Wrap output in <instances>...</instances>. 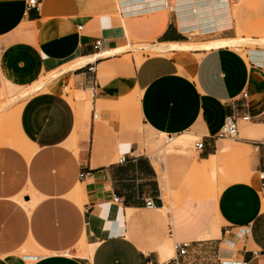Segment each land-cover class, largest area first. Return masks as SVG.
<instances>
[{"label": "crops", "instance_id": "1", "mask_svg": "<svg viewBox=\"0 0 264 264\" xmlns=\"http://www.w3.org/2000/svg\"><path fill=\"white\" fill-rule=\"evenodd\" d=\"M28 1L0 0V264H264V0ZM124 38L141 53L110 55ZM186 170L220 186L174 196Z\"/></svg>", "mask_w": 264, "mask_h": 264}, {"label": "rangeland", "instance_id": "2", "mask_svg": "<svg viewBox=\"0 0 264 264\" xmlns=\"http://www.w3.org/2000/svg\"><path fill=\"white\" fill-rule=\"evenodd\" d=\"M231 1H232V3H230V6H231L232 10L234 11L236 8H238L241 5V3L244 0H242L237 5H234L235 2L233 0H231ZM167 11H169V10H167ZM193 39H194V37H193ZM142 48H143L142 46H138V45H136L135 47H130L128 40H126L124 38V39H122V40H120L118 42L116 50L113 51V52H110V55H112V54L120 55L123 52L129 51V50L134 51L135 54L136 53H141ZM131 54H133V52ZM102 55H104V54L96 56V58L100 57ZM126 55H128V54H126ZM144 57H146V56H144ZM124 58L128 59L127 57H124ZM83 61H85V60L78 59V61L71 63V66H68V65H65V64H57V62H55L53 60H51V63L47 64V62L45 61V69H44L45 75H44V77H42L40 79V81L38 83H35L34 85H32V87L29 89L30 90L29 91L30 94L35 92V91H38V90L42 89L45 84L50 83L51 81L56 79L60 75V73L65 72L68 69V67L75 68V67L81 66L82 63H84ZM0 86H1V84H0ZM68 87H70V84L68 85ZM70 89H72V88H70ZM70 89H66L65 92H64L65 95L66 94L69 95L68 101H71L72 99H74L75 101H78L77 92L73 93ZM19 96L21 97V96H23V94H19ZM0 97L1 98H5V96L1 95V94H0ZM90 97H91V94L90 93L88 94V93L85 92V95L82 97V100H80V102H90ZM14 98L15 97H13V95H10L7 99L3 100V102L0 99V105H1L0 111L4 107H9V106L14 105L15 104ZM90 113H91V111H90ZM13 127H14L13 126V122H12L11 119H9L8 124H6V127L3 128V129L4 130L8 129L9 131H11L13 129ZM150 134L151 133H149V132H145L144 139H146L148 136H151V135L157 138L156 134H151V135ZM162 140H164V142H165L167 140V137L164 136ZM199 140L200 139H194V138L185 139L184 138V140H183L184 143H185L184 146H187L188 150L185 151V153H180V152H177V151L173 152V153H179V154H183V155L192 157V156H194V153H195V151L193 149L194 143L199 141ZM170 144L171 143L169 142L167 145L163 146V148H161L159 150V152H158V154H159L158 158L159 159H162L164 153L168 151V148H169ZM176 144L177 145H181L180 142H176ZM140 146H141V148H143L142 147V143L140 144ZM141 148H140V150H141ZM141 153L144 154L148 159H150V161H151V163L153 165L152 159L150 158V156L148 155V152L144 148L142 149ZM197 156H198V154H197ZM219 186H220V183L218 182V180L217 181H212L209 175L205 176V177H202V176H199V175L193 173L190 170H186L184 172L174 171V172H172L171 177H170V191L172 192V194L174 196L183 195V194L188 193L189 191H195V190L199 191L200 189L204 190V192L205 191L211 192L212 189H214V190L216 189L217 190ZM90 245H93V244L92 243H88L86 241V239H84L82 241V243L80 244L79 248H87V246H90ZM170 249H171V251H170V253L168 255V258L172 257V251H174L173 250V245H170Z\"/></svg>", "mask_w": 264, "mask_h": 264}, {"label": "built area", "instance_id": "3", "mask_svg": "<svg viewBox=\"0 0 264 264\" xmlns=\"http://www.w3.org/2000/svg\"><path fill=\"white\" fill-rule=\"evenodd\" d=\"M37 0H29L28 1V7L32 8L35 6ZM170 0H165L164 6L167 7L168 5H170L169 3ZM235 3L238 2L239 0H233ZM80 28V27H79ZM101 46V41H96L93 49L95 51L99 50ZM89 71H93V68H89ZM246 96V95H244ZM238 120H241L243 122H248L250 120V118L248 116H242L239 118H236L234 116H229L225 119L223 126L221 127L220 131L218 132L216 138L217 139H222V140H236L239 138V133H238V128H237V122ZM169 139L172 138V136H167ZM261 143L264 145V139L261 141ZM204 148V143L203 141L200 139L199 141L194 143V149L195 151L198 153L200 152L202 149ZM125 161V159L120 158L119 162L123 163ZM259 179L261 181V187L264 189V170L260 172L259 174ZM120 202V199L113 197L112 198V203H118ZM146 207L150 208L152 207V204L150 201H146ZM189 247V243H175L173 246L174 252L177 256L179 257H183L186 255L187 253V249ZM253 255H256L255 252H253ZM171 260H175V258L171 259ZM171 260L167 261L164 264H168ZM145 264H154L151 262L145 263Z\"/></svg>", "mask_w": 264, "mask_h": 264}, {"label": "bare ground", "instance_id": "4", "mask_svg": "<svg viewBox=\"0 0 264 264\" xmlns=\"http://www.w3.org/2000/svg\"><path fill=\"white\" fill-rule=\"evenodd\" d=\"M229 3H232V1L231 0H227ZM242 0H239L238 2H236L234 5H237L238 3H240ZM164 3H165V0L163 1V8L164 9H167V10H169V11H174V6H173V0H170L169 1V3H170V5H168L167 7H165L164 6ZM95 61H96V59H95ZM1 84V83H0ZM173 139L174 138H171V139H167V141H166V143H173ZM193 149H194V146H193ZM194 151H195V149H194ZM174 246V245H173ZM174 250V249H173ZM175 253V252H174Z\"/></svg>", "mask_w": 264, "mask_h": 264}]
</instances>
